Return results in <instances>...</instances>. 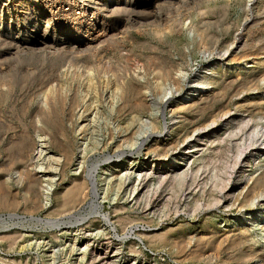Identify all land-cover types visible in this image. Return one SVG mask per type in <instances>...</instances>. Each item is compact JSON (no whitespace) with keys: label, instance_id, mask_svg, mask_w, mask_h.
Here are the masks:
<instances>
[{"label":"rangeland","instance_id":"1","mask_svg":"<svg viewBox=\"0 0 264 264\" xmlns=\"http://www.w3.org/2000/svg\"><path fill=\"white\" fill-rule=\"evenodd\" d=\"M94 2L0 0V264H264V0Z\"/></svg>","mask_w":264,"mask_h":264},{"label":"bare ground","instance_id":"2","mask_svg":"<svg viewBox=\"0 0 264 264\" xmlns=\"http://www.w3.org/2000/svg\"><path fill=\"white\" fill-rule=\"evenodd\" d=\"M96 0H87V3H81L78 2V0H45L46 5L48 7V9L50 10L51 14L53 16H63V15H70L71 16V20L73 22V27L69 30H65V37L63 39H70L73 38L75 40H78L81 43L79 45H82V42L84 44H93V42H97L98 40L102 39L103 37L106 38V36L109 34L110 31V26L109 24L106 25V21L103 17H101L100 13L101 10H104L108 13H112L115 12L114 8H112L111 5H107L104 4L102 8L95 6L93 3L96 4V2H94ZM112 2V4L116 3L117 0H110ZM120 1V0H118ZM159 3V2H158ZM23 4V3H22ZM28 5V4H27ZM67 5V6H66ZM66 6V7H65ZM157 6V5H156ZM18 9V8H17ZM126 9V8H125ZM24 10V9H23ZM76 10V11H75ZM70 11V12H68ZM75 11V12H74ZM118 11V10H117ZM130 12V11H129ZM93 13V14H92ZM104 14V12H103ZM107 15V14H106ZM103 16V15H102ZM70 20V21H71ZM47 21V20H46ZM47 22H50L47 21ZM50 24V23H49ZM81 34L82 38H81ZM112 38V37H111ZM237 39L240 41L242 39V33L239 34V36L237 37ZM8 41V40H7ZM12 41V40H11ZM43 41V40H42ZM45 42V41H43ZM67 45V42H65ZM4 44V43H3ZM72 45H75L73 43H71ZM71 45V46H72ZM68 46V45H67ZM9 47V46H8ZM74 47H77L76 45ZM80 48V47H79ZM88 48V47H86ZM9 50L13 49L12 46H10L8 48ZM22 49V48H21ZM24 49V48H23ZM77 50V49H76ZM5 51H3L2 53H4ZM253 53V51H252ZM8 54V53H7ZM248 55V54H247ZM2 57V56H1ZM1 69V68H0ZM5 71V70H4ZM1 73V72H0ZM171 77V76H170ZM175 78V77H174ZM177 79V78H176ZM176 81V80H175ZM178 81H180L178 79ZM177 81V83H179ZM191 83V82H190ZM141 84V83H140ZM144 85V84H141ZM140 87V86H139ZM144 87V86H143ZM146 87V86H145ZM194 88V86H193ZM3 90V89H2ZM191 92V91H190ZM142 93V92H141ZM189 94V93H188ZM75 96V95H74ZM50 97V96H49ZM143 97V96H141ZM141 100V99H140ZM145 100V99H144ZM195 99H189L186 101H194ZM138 101V100H137ZM144 102V101H143ZM143 102H137L134 105H137L138 107L146 104ZM146 102V101H145ZM44 103V102H43ZM48 102H46L47 104ZM196 103V102H195ZM80 104V103H79ZM49 105V104H48ZM188 105V104H186ZM181 106V105H180ZM43 107V106H42ZM41 109V107H39ZM123 108V107H122ZM125 108V105H124ZM39 109V110H40ZM43 111V110H42ZM44 113V112H43ZM46 119V118H45ZM145 140H143L144 142ZM143 142L142 144L139 146L140 148L143 146ZM88 176L91 180L94 179V172L93 170H89ZM88 178V177H87ZM89 179V180H90ZM92 182V193H93V200H92V207H93V213H97L100 210V203L98 201V194H99V186L98 184H96L95 182ZM235 192V190H234ZM233 194V193H232ZM240 196V195H239ZM233 198V197H232ZM236 199V198H235ZM231 200V199H230ZM259 201V200H258ZM260 202V201H259ZM256 203V200H255ZM105 218L107 220H109L108 217L105 216ZM38 220L40 221H45L46 223H50L49 220L43 219V218H39L37 217ZM87 218H82L80 221H84ZM248 220V219H247ZM79 222V221H78ZM241 231V230H240ZM248 231V229H247ZM236 235V234H235ZM243 238V237H242ZM244 239V238H243Z\"/></svg>","mask_w":264,"mask_h":264}]
</instances>
